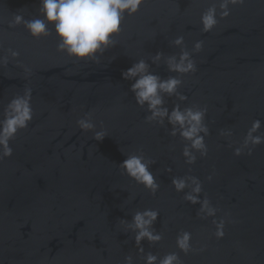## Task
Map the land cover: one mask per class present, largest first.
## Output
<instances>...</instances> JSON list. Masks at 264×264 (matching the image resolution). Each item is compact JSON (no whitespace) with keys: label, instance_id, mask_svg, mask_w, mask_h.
<instances>
[{"label":"water","instance_id":"water-1","mask_svg":"<svg viewBox=\"0 0 264 264\" xmlns=\"http://www.w3.org/2000/svg\"><path fill=\"white\" fill-rule=\"evenodd\" d=\"M220 2L144 0L124 15L99 62L82 63L58 51L51 26L40 38L23 24L9 27L15 14L42 18L41 0H0V119L7 103L28 90L33 110L29 126L9 141L12 156L0 161V264H126L129 256L145 264L148 254L159 264L173 252L182 264H264V143L243 147L256 120L254 135L264 137V0L229 6L225 19ZM211 7L218 22L204 32L200 18ZM180 36L184 44L177 47L172 41ZM198 41L203 47L196 53ZM182 51L191 54L195 73L169 71L168 59ZM157 53L162 57L153 62ZM141 59L161 80H182L177 95H164L169 112L207 108L208 154L195 153L194 164L185 162L186 142L170 135L167 119L163 126L146 122L151 113L137 105L134 80L122 78ZM88 114L96 131L107 132L102 141L78 128ZM133 154L152 161L160 185L155 196L119 167ZM175 177L198 178L200 199L218 209L216 216L205 218L199 203L184 199L190 181L176 192ZM145 209L159 212L152 231L163 238L143 241L141 253L130 225ZM213 219L225 220L223 239L215 237ZM185 231L193 249L187 255L176 246Z\"/></svg>","mask_w":264,"mask_h":264},{"label":"clouds","instance_id":"clouds-1","mask_svg":"<svg viewBox=\"0 0 264 264\" xmlns=\"http://www.w3.org/2000/svg\"><path fill=\"white\" fill-rule=\"evenodd\" d=\"M144 0H41L40 11L42 18L25 20L21 14H15L13 22L9 27H15L23 24L25 29L34 38H40L49 34V27L54 29L58 44V51L66 52L68 56L75 58L82 63L90 61L99 62L97 57L102 55L110 45L114 44V37L119 33L121 21L125 14L131 16L135 14ZM245 0H221L220 17L225 19L229 16V6L244 5ZM217 10L215 7L209 8L201 16L202 30L211 31L217 24ZM172 43L179 47L184 44L182 36L177 37ZM203 42L198 41L194 45V52L199 53L202 50ZM13 58L18 57L19 53L11 51ZM161 53H157L153 62L159 61ZM5 64L7 59L5 58ZM168 69L179 75H188L196 72V64L191 58V54L182 51L179 59L170 57L167 61ZM26 72H30L25 68ZM125 80H134L131 83L130 91L134 94L136 103L141 108L147 106L151 115L145 117L146 122H156L163 126L167 119L171 125V136L179 135L184 140L183 156L187 164L196 162L195 153L199 152L201 157H206L208 148L205 143V137L209 135V129L205 124L207 108H184L175 106L171 112L164 107V95H177L178 88L182 85V80L172 76L167 80H161L157 75L149 71V65L144 60H139L130 68L122 73ZM31 92L28 90L25 95L13 97L5 106L3 119H0V148L3 149L0 154V161L12 156V149L9 141L15 136L18 130L26 129L33 120V110L30 103ZM186 99L184 96L179 97ZM77 126L82 132L91 131L96 141H102L107 132L101 126L100 131H96V126L92 122L91 114L77 120ZM261 122L256 120L248 130L243 147L249 145L257 146L264 143V137L254 135L260 128ZM221 136L231 135V132H220ZM242 154L241 148L234 150L235 156ZM251 155V151L248 153ZM152 161L145 160L143 155H129L119 165L124 170V174L133 179L136 183L144 186L153 196L158 192L160 185L157 183L150 165ZM171 171V169H166ZM209 176L208 180L211 181ZM189 181L194 187L190 192L184 194V199L192 204H200L199 213L204 217H215L218 209L211 206L209 200L205 197L200 199L202 186L196 177H175L172 180L173 188L176 192H184L189 186ZM159 212L153 209L137 211L133 217L130 227L135 231V244L142 253L141 244L147 240L150 244L158 243L162 240V235L154 233L152 226L157 220ZM124 223V221H121ZM216 227L215 237L223 239L225 220L217 222L213 219ZM176 246L183 251L185 255L193 251L191 247V233L183 232L176 238ZM202 250V249H201ZM126 264H132L131 257H125ZM158 258L155 255L148 254L145 257V264H157ZM159 264H182L179 256L173 252L159 259Z\"/></svg>","mask_w":264,"mask_h":264}]
</instances>
